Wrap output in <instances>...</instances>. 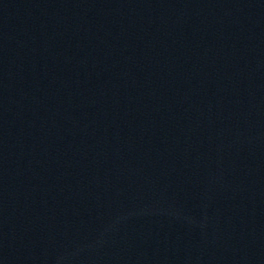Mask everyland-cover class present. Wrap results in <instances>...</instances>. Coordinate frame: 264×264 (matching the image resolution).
<instances>
[{
  "label": "water",
  "instance_id": "obj_1",
  "mask_svg": "<svg viewBox=\"0 0 264 264\" xmlns=\"http://www.w3.org/2000/svg\"><path fill=\"white\" fill-rule=\"evenodd\" d=\"M0 264H264V0H0Z\"/></svg>",
  "mask_w": 264,
  "mask_h": 264
}]
</instances>
